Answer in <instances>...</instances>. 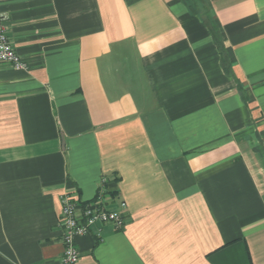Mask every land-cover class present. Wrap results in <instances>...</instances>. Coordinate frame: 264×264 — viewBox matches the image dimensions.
Returning a JSON list of instances; mask_svg holds the SVG:
<instances>
[{
    "label": "crops",
    "instance_id": "1",
    "mask_svg": "<svg viewBox=\"0 0 264 264\" xmlns=\"http://www.w3.org/2000/svg\"><path fill=\"white\" fill-rule=\"evenodd\" d=\"M0 264H60V197L121 210L78 264H264V0H0Z\"/></svg>",
    "mask_w": 264,
    "mask_h": 264
},
{
    "label": "built area",
    "instance_id": "2",
    "mask_svg": "<svg viewBox=\"0 0 264 264\" xmlns=\"http://www.w3.org/2000/svg\"><path fill=\"white\" fill-rule=\"evenodd\" d=\"M0 15V63L11 65L15 69H26L27 65L16 54L9 38L1 25ZM100 196L91 202H81L69 193L60 197L59 226L61 228V241L63 255L60 264H78L80 254L76 246V239L85 235L89 230L99 225H111L121 228L124 218L121 210L126 206L121 202L118 209L108 208L101 202Z\"/></svg>",
    "mask_w": 264,
    "mask_h": 264
}]
</instances>
